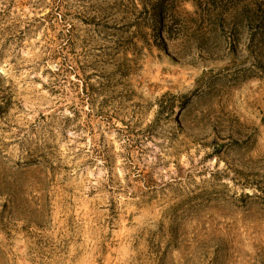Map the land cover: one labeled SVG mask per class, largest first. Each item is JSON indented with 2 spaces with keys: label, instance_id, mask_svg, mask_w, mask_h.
Wrapping results in <instances>:
<instances>
[{
  "label": "rangeland",
  "instance_id": "374dc122",
  "mask_svg": "<svg viewBox=\"0 0 264 264\" xmlns=\"http://www.w3.org/2000/svg\"><path fill=\"white\" fill-rule=\"evenodd\" d=\"M0 264H264V0H0Z\"/></svg>",
  "mask_w": 264,
  "mask_h": 264
}]
</instances>
